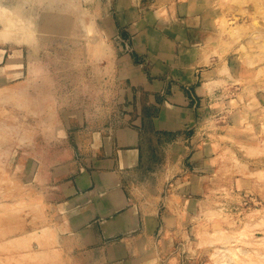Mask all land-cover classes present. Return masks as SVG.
Here are the masks:
<instances>
[{
  "label": "rangeland",
  "instance_id": "374dc122",
  "mask_svg": "<svg viewBox=\"0 0 264 264\" xmlns=\"http://www.w3.org/2000/svg\"><path fill=\"white\" fill-rule=\"evenodd\" d=\"M116 2L0 0V264L102 261L105 244L74 251L57 223L73 174L70 115L105 121L121 111L111 74L121 55L153 67L126 29L105 33ZM135 4L146 28L172 46L178 36L177 65L218 79L203 104L192 97L190 124L143 129L131 194L157 230L169 212L174 225L118 264H264V0Z\"/></svg>",
  "mask_w": 264,
  "mask_h": 264
},
{
  "label": "crops",
  "instance_id": "0c3cea01",
  "mask_svg": "<svg viewBox=\"0 0 264 264\" xmlns=\"http://www.w3.org/2000/svg\"><path fill=\"white\" fill-rule=\"evenodd\" d=\"M136 6L135 0H117L115 19L106 14L102 27L108 35L117 33V26L132 34L133 46L147 55L152 69L147 73L127 54L121 55L118 68L111 72L121 111L96 121L83 110H74L68 120L73 129L74 158L69 163L73 174L63 185L57 228L74 251L105 244L107 257L102 255L99 264H118L132 244L141 246L151 233L166 232L174 225L171 218L175 215L169 212L157 230V222L139 213L131 194L129 181L143 153L142 132L146 125L162 132L190 124L194 119L192 97L203 104L211 83L218 79L215 70H200L193 63L177 65L184 58V48L176 44L178 36L172 46L162 34L146 28L135 17ZM149 108L153 112L148 116Z\"/></svg>",
  "mask_w": 264,
  "mask_h": 264
},
{
  "label": "bare ground",
  "instance_id": "6f19581e",
  "mask_svg": "<svg viewBox=\"0 0 264 264\" xmlns=\"http://www.w3.org/2000/svg\"><path fill=\"white\" fill-rule=\"evenodd\" d=\"M1 31H2V30H1ZM0 33H1V32H0ZM3 33H4V32H3ZM219 251H220V250L216 249V251L214 252V254H215V255H218L217 252L219 253ZM222 251H223V250H221V252H222ZM215 255H214V256H215Z\"/></svg>",
  "mask_w": 264,
  "mask_h": 264
}]
</instances>
